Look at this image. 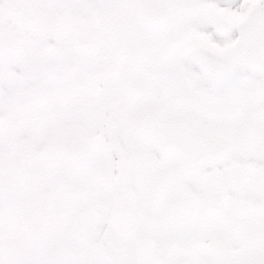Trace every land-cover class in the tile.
I'll return each mask as SVG.
<instances>
[{
	"label": "snow or ice",
	"instance_id": "6c2138e0",
	"mask_svg": "<svg viewBox=\"0 0 264 264\" xmlns=\"http://www.w3.org/2000/svg\"><path fill=\"white\" fill-rule=\"evenodd\" d=\"M0 264H264V0H0Z\"/></svg>",
	"mask_w": 264,
	"mask_h": 264
}]
</instances>
